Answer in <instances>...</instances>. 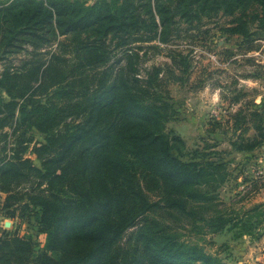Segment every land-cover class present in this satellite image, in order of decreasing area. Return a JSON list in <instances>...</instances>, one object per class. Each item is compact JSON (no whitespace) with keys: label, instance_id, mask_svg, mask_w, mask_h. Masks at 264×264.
Returning a JSON list of instances; mask_svg holds the SVG:
<instances>
[{"label":"trees","instance_id":"obj_1","mask_svg":"<svg viewBox=\"0 0 264 264\" xmlns=\"http://www.w3.org/2000/svg\"><path fill=\"white\" fill-rule=\"evenodd\" d=\"M221 13L235 17L232 34L248 38L250 25L264 31V0L0 4V55L20 48L16 43L41 48L72 36L78 62L68 71L73 81L59 80L62 73L42 60L24 64L33 65L26 73L1 75L0 191L8 194L6 208L26 200L21 209L34 212L46 239L37 252L32 237L4 234L0 264H225L178 232L184 224L217 233L243 223L215 203L223 166L184 160L182 140L165 132L172 115L160 73L137 78L130 55L116 76L94 73L108 61L102 49L112 39L122 40L117 47L168 44L180 22L193 26ZM52 80L58 82L52 86ZM7 127L15 136L11 149ZM254 129L252 138L232 143L236 151L264 145V124ZM33 141L38 164L24 158Z\"/></svg>","mask_w":264,"mask_h":264},{"label":"rangeland","instance_id":"obj_2","mask_svg":"<svg viewBox=\"0 0 264 264\" xmlns=\"http://www.w3.org/2000/svg\"><path fill=\"white\" fill-rule=\"evenodd\" d=\"M9 1L0 0V4ZM82 1L91 5L100 0ZM234 20L235 17L221 13L204 17L193 26L180 22L177 27L181 32L168 44L139 42L117 47L122 40L112 39L102 49L108 61L99 64L94 73L107 71L116 76L127 64L126 55L132 56L137 78L143 80L149 74L160 73L161 88L168 97L172 115L165 132L182 140L184 160L206 159L223 166L225 180L215 193V203L219 210L232 213L237 223H243L235 228L230 224L217 233L184 224L178 230L181 239L199 245L225 264H264V145L253 152H239L232 145L242 137L252 138L256 133L254 127L264 124V31L258 32L250 25L252 36L232 34L229 29L234 27ZM71 37H60L41 48L20 42L16 43L20 48L3 50L0 78L7 70L26 73L33 65L25 69L24 64L42 60L45 67L52 63V71L62 73L59 80L63 76L71 80L68 71L78 68ZM82 49L83 56L89 55L87 49ZM121 58L123 62H119ZM81 71L91 70L84 67ZM55 81L58 82L51 81L52 86ZM3 133L9 134L7 142L11 149L15 139L12 129L7 127ZM34 147L35 141L24 158L38 164ZM156 196L150 195L152 200ZM7 198L8 194L0 191V237H32L39 252L46 235L40 233L34 212L21 209L26 200L6 208ZM13 211L15 218L11 217Z\"/></svg>","mask_w":264,"mask_h":264}]
</instances>
